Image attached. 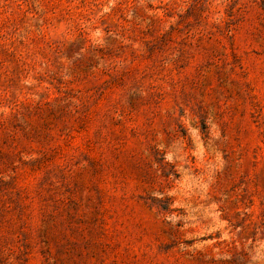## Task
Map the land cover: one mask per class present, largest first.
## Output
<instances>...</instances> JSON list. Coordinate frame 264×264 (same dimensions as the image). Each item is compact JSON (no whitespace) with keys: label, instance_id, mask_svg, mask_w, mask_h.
<instances>
[{"label":"rangeland","instance_id":"obj_1","mask_svg":"<svg viewBox=\"0 0 264 264\" xmlns=\"http://www.w3.org/2000/svg\"><path fill=\"white\" fill-rule=\"evenodd\" d=\"M0 264H264V0H0Z\"/></svg>","mask_w":264,"mask_h":264}]
</instances>
